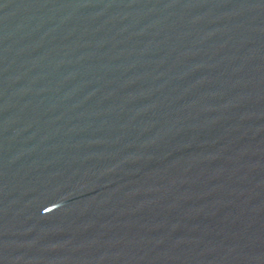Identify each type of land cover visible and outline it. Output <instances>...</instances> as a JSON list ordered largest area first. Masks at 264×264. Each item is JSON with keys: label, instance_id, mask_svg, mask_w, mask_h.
<instances>
[{"label": "water", "instance_id": "1", "mask_svg": "<svg viewBox=\"0 0 264 264\" xmlns=\"http://www.w3.org/2000/svg\"><path fill=\"white\" fill-rule=\"evenodd\" d=\"M0 264H264V0H0Z\"/></svg>", "mask_w": 264, "mask_h": 264}]
</instances>
